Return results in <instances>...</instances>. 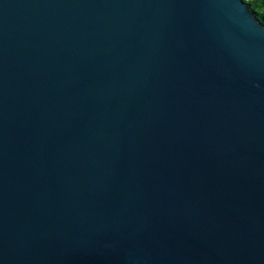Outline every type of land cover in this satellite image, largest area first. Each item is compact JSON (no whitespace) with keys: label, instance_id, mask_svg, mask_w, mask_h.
<instances>
[{"label":"water","instance_id":"obj_1","mask_svg":"<svg viewBox=\"0 0 264 264\" xmlns=\"http://www.w3.org/2000/svg\"><path fill=\"white\" fill-rule=\"evenodd\" d=\"M241 3L0 0V264H264Z\"/></svg>","mask_w":264,"mask_h":264},{"label":"trees","instance_id":"obj_2","mask_svg":"<svg viewBox=\"0 0 264 264\" xmlns=\"http://www.w3.org/2000/svg\"><path fill=\"white\" fill-rule=\"evenodd\" d=\"M247 3H250L253 7V10L257 18L264 24V0H254V2H249V0H244Z\"/></svg>","mask_w":264,"mask_h":264},{"label":"clouds","instance_id":"obj_3","mask_svg":"<svg viewBox=\"0 0 264 264\" xmlns=\"http://www.w3.org/2000/svg\"><path fill=\"white\" fill-rule=\"evenodd\" d=\"M240 4L242 7H246L243 3H241V0H239ZM249 24L251 26H253L255 29H259V30H264V28H261L258 24H256V22L251 21L250 19L248 20Z\"/></svg>","mask_w":264,"mask_h":264},{"label":"snow or ice","instance_id":"obj_4","mask_svg":"<svg viewBox=\"0 0 264 264\" xmlns=\"http://www.w3.org/2000/svg\"><path fill=\"white\" fill-rule=\"evenodd\" d=\"M249 2H254V0H249ZM262 14H264V13H262Z\"/></svg>","mask_w":264,"mask_h":264}]
</instances>
